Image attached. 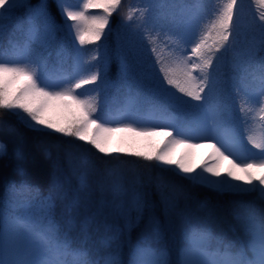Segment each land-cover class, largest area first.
<instances>
[{"label": "snow or ice", "instance_id": "1", "mask_svg": "<svg viewBox=\"0 0 264 264\" xmlns=\"http://www.w3.org/2000/svg\"><path fill=\"white\" fill-rule=\"evenodd\" d=\"M260 2L264 4V0ZM19 3L20 0H0V19L14 14ZM121 3L122 0H79L74 6L70 0H57L62 24L57 23L49 12L47 0H40L35 6L26 5L28 12L18 25L20 37L9 40L7 46L0 48V111L6 110L17 116L34 131L48 130L84 141L105 156L136 157L159 166L173 167L192 183L218 193H259L264 197V159L259 163L234 165L238 171L228 169L221 172L219 161L228 159L226 151L234 154L233 146L220 141L206 129L180 123L178 119L171 122L175 118L168 114L166 108L159 110L168 123L136 128L134 125L142 123L144 116L135 97H130L115 111L101 107L100 94L110 86L107 65L112 54L106 49L98 61L97 53L102 46L98 42L107 39L111 17L120 9ZM155 7L157 5L149 0L125 17L126 21H133L135 17V28L143 32L155 60L150 65L146 64L135 46L127 54L118 50L115 57L119 60L120 80L131 87L130 82L137 74L147 78L152 90L177 113L200 107L215 92L218 115H227L229 98L222 86L221 69L225 53L231 47L234 20L243 9L242 3L227 0L210 27H200L198 17L192 15L176 25L173 35L164 32V40L181 54L171 63L160 55L157 47L161 33L155 28L158 22L152 15ZM93 10H99L101 14L90 15ZM256 30L259 37L250 50L248 62L235 65L232 76L233 88L240 97L239 112L245 118L253 111L250 105L259 104L260 112L264 113V13L260 15ZM60 31H66L67 43L71 45L67 52L62 45L60 55L73 56L75 68L58 79H52L48 75L45 52ZM88 44L96 45V49L85 61L82 46ZM189 44L190 51L186 49ZM90 62H95L92 67L97 64L99 67L77 79L76 76L84 71V65ZM87 85L96 86L92 89L95 95L83 96L80 93L79 90ZM55 107L67 110L69 117L63 122L50 118L47 112ZM124 121L127 123L116 128L110 126L113 122ZM173 128L175 133L171 130ZM117 131L131 135L113 146L111 134ZM154 136L164 138L160 145L152 149L141 145L140 138ZM193 139L217 140L220 146L209 143L207 146L212 153L199 165L189 163L184 155L173 157V145L201 146L191 144L189 141ZM248 140L264 154V141L257 142L251 136ZM6 152V145L0 142V155ZM16 156L23 158L19 150ZM118 163L125 161L118 159ZM17 172L20 176L25 174L23 168H18ZM79 180L81 190L86 189V171L79 173ZM159 186L164 187L162 181ZM110 191L118 207H123L125 198L138 213L147 205L141 187L136 184L128 187L116 179L111 182ZM59 192L55 182L47 193L26 180L9 184L6 202L0 210V264H125L121 259V229L108 228L105 231L101 245L107 253L99 259L91 258L85 249L73 245L69 229L60 227L54 218ZM75 203L73 200L70 207ZM234 214L244 229L246 238L243 240H229L223 235L213 234L208 224L194 218L192 213H178V224L169 229L178 241L175 259L170 258L172 250L165 241L162 225L153 220L148 231L132 246L127 264H264V212L258 213L251 204L236 201Z\"/></svg>", "mask_w": 264, "mask_h": 264}, {"label": "trees", "instance_id": "2", "mask_svg": "<svg viewBox=\"0 0 264 264\" xmlns=\"http://www.w3.org/2000/svg\"><path fill=\"white\" fill-rule=\"evenodd\" d=\"M39 2L40 0H20L14 14L0 19V48L7 46L9 40L20 37L18 25L28 12L26 5L35 6ZM47 2L51 15L57 23L62 24L57 0ZM147 2L149 0H122L120 9L111 17L107 39L98 42L102 45L101 53L97 56L98 61L106 49L112 54L107 65L110 86L100 94L101 107L115 111L130 97H135L144 116V121L137 125L163 126L169 121L159 109L166 108L168 114L175 118L171 122L178 119L180 123L204 128L220 141L233 146L234 154L227 151L225 154L236 162L245 164L264 159L262 150L255 148L248 140L251 136L257 142L264 141V137L257 140L253 130L260 120L259 115L256 116L257 104L250 105L253 111L246 118L243 117L239 112L240 97L233 88L232 80L235 74L234 66L248 62L250 50L258 41L259 33L256 29L260 23L261 14L258 10L260 0H238V4L242 3L243 9L234 20L233 36L230 37L231 47L225 53V63L221 69L224 81L222 86L229 98L230 111L225 116L218 115L215 92L204 103V106L218 118L219 122L213 130L185 114L183 110L177 113L163 97L149 87L145 77L137 74L130 82L131 87L129 83L120 80L119 60L115 57L118 50L127 54L131 47L135 46L146 64L153 62L155 58L143 32L135 28V17L133 21L125 20L130 11L142 8ZM151 2L157 5L152 10V15L158 21L155 28L161 33L158 37L160 43L157 45L159 53L166 47L165 51L169 49L181 55L164 40L163 33L173 35L176 25L192 15L199 19V16L204 15L209 9V0H151ZM240 18L242 20H239ZM62 45L65 46L66 52L71 48L67 43L66 31L58 32L56 40L45 52L49 65L48 75L52 79H58L75 68L73 56L60 55ZM189 47L190 45H186L187 50ZM82 48L89 55L94 52L96 45L88 44ZM88 64L92 65L95 62ZM98 66L97 64L96 68ZM251 67L254 68L255 65ZM76 78L78 79V75ZM113 84L116 86H111ZM94 87L96 86L87 85L79 91L83 96L95 95L92 90ZM262 121L264 123V116ZM171 130L175 133L174 128ZM163 139L162 137L158 145ZM0 142L7 147L6 154L0 155V210L6 202V191L10 183L26 180L47 193L55 182L60 192L56 200L54 218L60 227L69 229L73 245L85 249L91 258L99 259L106 255L107 249L101 245V240L108 228L122 230L121 259L127 264L131 258L132 246L148 231L153 220L159 221L162 225L165 241L172 250L170 258L175 259L178 241L169 229L178 224V213H192L194 218L206 222L213 234L223 235L229 240H243L246 238L245 232L234 214L235 202L243 201L251 204L258 213L264 212V197L259 193L243 195L218 193L206 186L192 183L170 166H159L155 162H145L136 157L105 156L91 145L74 137L48 130L34 131L6 110L0 111ZM210 143H217V146H220L217 140H211ZM18 150L23 154L22 159L16 156ZM211 153L212 149L209 147L203 150L198 165L206 161ZM118 159L124 160L125 163H118ZM18 168L24 169L23 176L18 175ZM81 171L87 172V188L84 190L80 188ZM116 179L128 187L133 184L141 187L147 201L142 211L138 213L128 198L123 201V207L117 206L110 191V184ZM161 181L164 184L163 188L159 186ZM73 200L76 201L75 206L70 207ZM34 211L38 212V209Z\"/></svg>", "mask_w": 264, "mask_h": 264}, {"label": "rangeland", "instance_id": "3", "mask_svg": "<svg viewBox=\"0 0 264 264\" xmlns=\"http://www.w3.org/2000/svg\"><path fill=\"white\" fill-rule=\"evenodd\" d=\"M70 3L75 6L79 3V0H70ZM226 3H227V0H209V4H208L209 9L207 11H205L204 15H202L201 17L199 16L200 27H210L211 24L217 19L218 14L222 11V9L226 5ZM258 10H259L260 14L264 13V4H262L261 2H260V6L258 7ZM100 14L101 13L99 12V10H93L92 12H90V15H100ZM239 20H242V19L240 18ZM198 35H199V32H197V38H198ZM76 43L78 44V42H76ZM190 47H191V45H190ZM190 47H189V51H190ZM165 48L166 47L161 49L160 55L166 61L171 63L174 59H176L179 56V54H176L175 52L169 50L168 48H167L168 50L165 51ZM93 53L87 55V53L84 51L83 59L85 61H88L89 57L91 55H93ZM100 53H101V51L99 50V52L97 53V56ZM154 60H155V58L153 59V61ZM150 64H152V62H149V65ZM154 67H158V66H154ZM92 71H96V67H92V65H89L87 63L84 65V71L80 75H78V78H81V76H87ZM153 78H154V73H153ZM146 82L149 85V87L152 89L151 83L147 78H146ZM12 87H15V84H13ZM188 99H190V98H188ZM193 103L199 104L200 102L194 101ZM183 112H185V114H189L192 118L198 120L199 122L206 124L207 126L214 127L216 122L217 123L219 122L217 116L214 115L212 111L208 110L204 106V103L200 107L184 109ZM258 114L260 116L263 115L259 110V104L256 105V116ZM47 115L55 121L63 122L65 119H67L69 117L70 114L67 110H65L63 108L55 107V108H50L47 112ZM121 123H127V121L120 122L118 124L112 123L110 126L113 128H116V127L120 126ZM257 123H258V125L256 127L255 126L253 127L254 135H256L255 138L257 140H261L264 137V134H263L264 133V125L260 121H257ZM134 127H136V128H151V127H146V126H139L136 124L134 125ZM130 135L131 134L128 132L117 131V132L112 133L111 134L112 145L117 146V144L121 141L122 138H127ZM161 139H162V137H160V136L142 137V138H140V143L143 147H145L147 149H152V148L157 147V145ZM189 142L191 144L201 145V146L195 147V148H188L186 145H183V144L173 145L172 146V155L174 158H179V157H181V155H184L186 161H188L189 163H191L193 165H197V163L199 162V159L201 157L202 151L208 147L207 145L209 144V141H200V142L189 141ZM256 162L259 163L260 161H256ZM234 165H241V164L236 162V161L231 160L229 157H228V159L222 158L219 161V167H220L221 172H224L225 170H228V169L238 171V169H236L234 167Z\"/></svg>", "mask_w": 264, "mask_h": 264}]
</instances>
